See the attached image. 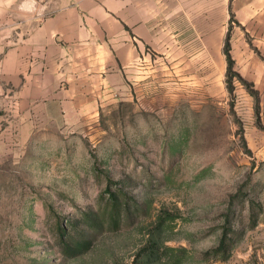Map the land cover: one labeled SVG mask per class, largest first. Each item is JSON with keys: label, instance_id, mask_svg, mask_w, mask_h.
<instances>
[{"label": "rangeland", "instance_id": "374dc122", "mask_svg": "<svg viewBox=\"0 0 264 264\" xmlns=\"http://www.w3.org/2000/svg\"><path fill=\"white\" fill-rule=\"evenodd\" d=\"M189 9L178 70L0 134V264H264V0Z\"/></svg>", "mask_w": 264, "mask_h": 264}, {"label": "crops", "instance_id": "0c3cea01", "mask_svg": "<svg viewBox=\"0 0 264 264\" xmlns=\"http://www.w3.org/2000/svg\"><path fill=\"white\" fill-rule=\"evenodd\" d=\"M195 2L0 0V134L16 142L82 125L159 80L164 55L178 70Z\"/></svg>", "mask_w": 264, "mask_h": 264}, {"label": "trees", "instance_id": "16d2710c", "mask_svg": "<svg viewBox=\"0 0 264 264\" xmlns=\"http://www.w3.org/2000/svg\"><path fill=\"white\" fill-rule=\"evenodd\" d=\"M228 57L230 58L229 54H227ZM257 222V217H254L253 223L255 224Z\"/></svg>", "mask_w": 264, "mask_h": 264}]
</instances>
